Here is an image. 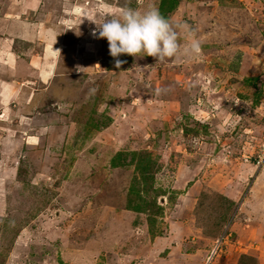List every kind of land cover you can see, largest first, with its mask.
Returning a JSON list of instances; mask_svg holds the SVG:
<instances>
[{
	"label": "rangeland",
	"instance_id": "rangeland-1",
	"mask_svg": "<svg viewBox=\"0 0 264 264\" xmlns=\"http://www.w3.org/2000/svg\"><path fill=\"white\" fill-rule=\"evenodd\" d=\"M159 2L0 0V52L43 70L0 65V264H264V0H178L165 17L201 53L117 67L88 17ZM118 152L127 165L112 166ZM137 195L149 210L122 211ZM140 213L149 258L104 259L138 234L114 218Z\"/></svg>",
	"mask_w": 264,
	"mask_h": 264
},
{
	"label": "clouds",
	"instance_id": "clouds-1",
	"mask_svg": "<svg viewBox=\"0 0 264 264\" xmlns=\"http://www.w3.org/2000/svg\"><path fill=\"white\" fill-rule=\"evenodd\" d=\"M88 19L96 25L91 35L106 38L108 54L117 67L124 62L119 59L121 54L148 55L164 62L168 58H190L201 53V41L195 36V30L164 17L154 4L143 10L125 6L118 13L105 12L99 22L96 18ZM181 32L184 33L183 46Z\"/></svg>",
	"mask_w": 264,
	"mask_h": 264
},
{
	"label": "crops",
	"instance_id": "crops-1",
	"mask_svg": "<svg viewBox=\"0 0 264 264\" xmlns=\"http://www.w3.org/2000/svg\"><path fill=\"white\" fill-rule=\"evenodd\" d=\"M18 23V22H17ZM15 24V23H14ZM13 24V25H14ZM20 24V23H19ZM6 31H8V32H10L11 34H12V29H5ZM22 31V30H21ZM26 31V33L28 32V30H25ZM23 33H25V32H23ZM25 35V34H24ZM16 37H18V38H20V39H22V41H23V43L24 44H26V45H29L30 44V42H31V40H30V38H24V37H20L19 36V32H18V36H16ZM8 40L10 41V38H8ZM9 41H7V43H5V45L6 46H9L10 44H8L9 43ZM6 49H8V47L6 48ZM14 51L11 49L10 51H7L5 54L4 53H2V52H0V57H2V58H0V59H2V60H0V65L3 67V68H7V69H9V70H11L10 71V73H14V70H16L17 69V65L19 64V62H23V57H24V53H22L23 55H19V54H17V52L14 54L13 53ZM20 53V52H19ZM32 58V57H31ZM7 59V60H6ZM32 60V62L33 61H35L33 58L31 59ZM24 64H26V66L27 67H29V66H31V67H34L32 64H31V61H28V62H23V65ZM34 69L35 70H37L38 71V75H39V77L43 80V78L40 76V71L42 72L43 70H41L40 69V67L39 66H37L36 68L34 67ZM34 71V70H33ZM15 74H18V70H16V72H15ZM44 73H42V76H45V75H43ZM1 106V105H0ZM39 119H41V118H39ZM42 126V125H41ZM43 127V126H42ZM123 181H125V179H123ZM204 196L202 195V198H203ZM197 198H200L201 199V194L197 197ZM123 201L121 200V202L118 204L119 205V207H121L122 209V211H126V212H128V213H131V214H133L134 213V215L136 214L137 215V213H136V211L135 210H132V209H129V207L127 208L126 207V205H125V203H122ZM108 203H111V204H114L115 202H108ZM116 205V204H115ZM201 207L203 208V205H201ZM206 211V210H205ZM144 213H140V217L138 218V220H141V221H137V223H136V221L134 220L133 222L132 221H129V222H127L126 223V225H124V226H121V224H122V222H121V218H120V216L118 215V217L116 216V218L117 219H115L114 218V221H113V224H112V228H111V230H113V231H116V233H117V231L119 230V232H124V231H126L127 230V226L129 227V226H132V227H134V225H133V223L134 224H136V227L134 228L135 230H137V233L138 234H136V235H131V236H129V237H127V240H128V242H126L125 241V243L123 244V242H121L122 241V237L124 238L123 240H126V237H124V236H122V237H120V236H115L116 237V240L118 241H116L115 242V246H112V244H113V242L114 241H111V240H113V239H111L112 238V236L110 235L109 236V238H108V236L106 235V237H107V240H103V241H105V242H107L108 244H109V248L112 246V248L110 249V250H107V251H101L100 252V255L105 259H112V258H117V256L116 255H118V258H119V260H120V262L121 263H125V260H126V257H129V256H131V255H134V256H136V257H139V258H145V257H147V258H149V256H148V254H149V250L152 248V246H150V249H149V242L147 241V234H149L150 233V231H151V228H152V226H151V224L149 223V221L144 217V215H143ZM215 215H217V213L215 214ZM120 218V219H119ZM188 219V221H189V218H187ZM116 220V221H115ZM117 221H119V222H117ZM186 221L187 220H185V218H184V216H181V218L179 219V220H172V221H170L168 224H167V226H169L170 225V227L172 226V225H176V226H178V225H181V226H184L183 224H185L186 223ZM161 221H159L158 223H160ZM190 222V221H189ZM128 224V225H127ZM119 227H121V228H119ZM199 228H201V226L199 227ZM130 230L132 229L133 230V228H129ZM140 230H141V232H140ZM149 230V231H148ZM134 231V230H133ZM147 232H149V233H147ZM147 233V234H146ZM139 234H142V236H140ZM118 238L120 239V241L118 240ZM150 238V237H149ZM151 239V238H150ZM205 239H210V241L208 242L207 240H201V242H200V245H201V248L202 249H205L207 246L206 245H208V244H210L211 243V237H207V238H205ZM89 242V240H85V243L87 244L88 242ZM213 241V240H212ZM148 242V243H147ZM193 246V245H192ZM92 248V247H91ZM84 249L86 250V251H88L89 253H86L85 255L86 256H89L90 254H92V253H94L95 251H94V249H90V247L89 246H87V245H85L84 247H82V248H80L79 249V251L81 252V250H82V252L84 251ZM109 251V252H108ZM101 256H99V257H101ZM245 258L247 257V256H244ZM202 259H203V255H202ZM108 264H109V262H107ZM197 264H205V261L204 260H202V262L200 263V261L199 262H196Z\"/></svg>",
	"mask_w": 264,
	"mask_h": 264
},
{
	"label": "trees",
	"instance_id": "trees-1",
	"mask_svg": "<svg viewBox=\"0 0 264 264\" xmlns=\"http://www.w3.org/2000/svg\"><path fill=\"white\" fill-rule=\"evenodd\" d=\"M178 0H160L159 2V6H158V9L160 11V13L165 17L166 16V13H168V11H171L177 4ZM257 95L259 94V91L258 90H255ZM255 100H258V97L255 98ZM85 112V111H84ZM84 112L82 114H84ZM127 155L126 152L125 154L122 153V152H118L116 153L115 156H113V158L111 159V162H112V166H116V167H120L121 165H127V163H124L122 161V156H125ZM122 157V158H121ZM146 160H141L140 163H139V169H140V172L142 173V179H144L145 175L148 172V164H147V158H145ZM139 200L141 198L140 195H137ZM143 201V202H142ZM142 201H136L134 204H130L129 208L132 209V210H135V211H139V212H143V211H146V210H149L148 207H147V202L142 200ZM219 218V217H218ZM248 258V256L246 257Z\"/></svg>",
	"mask_w": 264,
	"mask_h": 264
}]
</instances>
